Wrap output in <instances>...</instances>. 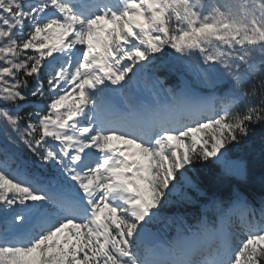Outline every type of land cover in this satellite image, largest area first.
Listing matches in <instances>:
<instances>
[{"label": "snow or ice", "instance_id": "1", "mask_svg": "<svg viewBox=\"0 0 264 264\" xmlns=\"http://www.w3.org/2000/svg\"><path fill=\"white\" fill-rule=\"evenodd\" d=\"M257 135L264 0H0V264H264V198L193 175Z\"/></svg>", "mask_w": 264, "mask_h": 264}, {"label": "trees", "instance_id": "2", "mask_svg": "<svg viewBox=\"0 0 264 264\" xmlns=\"http://www.w3.org/2000/svg\"><path fill=\"white\" fill-rule=\"evenodd\" d=\"M175 72L166 70L160 71L158 74L165 78L166 84L178 91L181 86L180 82L174 79ZM181 79V78H180ZM260 129H258L259 133ZM261 141L259 135L252 137L246 144L236 146L228 154V160L239 161L243 160L248 164V177L246 180H239L236 177L229 175L228 170L222 164L213 165L210 176L209 171L200 169L193 173L202 183V187L210 195L215 194L227 200L232 190L238 189L243 193L253 206L258 207L259 201L264 198V156L261 155ZM204 201L201 198L200 204L188 205L189 211L185 213L187 223L196 225L197 219L201 215L202 205ZM183 212V210H182ZM217 215L214 209L209 208L207 216L212 219ZM235 219V217H233Z\"/></svg>", "mask_w": 264, "mask_h": 264}, {"label": "rangeland", "instance_id": "3", "mask_svg": "<svg viewBox=\"0 0 264 264\" xmlns=\"http://www.w3.org/2000/svg\"><path fill=\"white\" fill-rule=\"evenodd\" d=\"M201 94L203 95V93H201ZM136 95L139 96V97H148V93H145V92H142V91H139V90L136 92ZM162 102L169 103V104L173 103L170 98H168L167 100H165L164 99V94H162ZM234 162L235 161L228 160V164L229 165L232 164V163H234ZM222 165H223V167L226 168V166L224 164H222Z\"/></svg>", "mask_w": 264, "mask_h": 264}]
</instances>
